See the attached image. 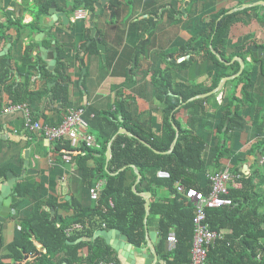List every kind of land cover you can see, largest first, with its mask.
Returning a JSON list of instances; mask_svg holds the SVG:
<instances>
[{
    "label": "crops",
    "instance_id": "crops-1",
    "mask_svg": "<svg viewBox=\"0 0 264 264\" xmlns=\"http://www.w3.org/2000/svg\"><path fill=\"white\" fill-rule=\"evenodd\" d=\"M189 1L0 0V136L9 133L18 136L17 140L0 137V167L10 163L12 169L8 171H12L18 177L25 173V176L18 179L14 186V191L18 193L16 204H19L12 205L13 212L1 224L0 254L9 253L8 242L11 234L13 232L17 234L22 228L20 220L35 210L37 202H43L44 207L50 212L52 208L54 209L55 218L57 221L60 220L57 223L59 225L62 217L73 214L74 209L68 210L65 209V206H59L57 209L54 206L48 207L46 204L48 201L62 203L67 200L72 205L76 200L87 211L99 200L92 198L91 188L99 185L102 191L107 183V179L102 177L91 187L86 186L77 163L78 157L69 155L70 159H66L67 154L60 158L56 156L53 152L54 142L47 139L42 132L27 127L23 112L8 111V106L26 104L31 109L34 120L40 121L43 125L57 126L71 109L81 108L82 104H87L95 111L109 113L116 111L118 101L127 99L125 111L133 116V120L155 133H160L164 122L163 105L157 99L158 90L154 79H152V70L161 66L162 54L175 53L176 56L172 60L176 63L194 56V62L189 69L175 68L176 73L182 80H195V82L198 81V83L208 86L211 84V78L206 76L208 71L206 60H203L201 55H194L193 52L181 56V48L195 36L208 32V22L214 19L220 10L231 7L227 11L230 13L229 11L232 9L242 10L239 8L245 4L259 6V10L242 14L245 20L244 31L237 41L242 44L244 40L253 38L257 32L259 33L258 41L264 39V26L257 14V11L260 10L261 14H264V0H194L190 7L191 17L188 18V12L183 11L185 19L181 22H175L168 15L162 18L163 10L158 16H155L154 18H158L154 27L155 33L151 37L148 34L150 40L146 49L139 51V45L144 40L147 32L145 29L148 25V23L139 20L150 18L163 4L173 3L183 9L188 5H185V2L189 3ZM239 3L242 5L238 6ZM93 7H95L94 12H91ZM81 10L85 17L74 20L75 14ZM92 15H95L93 21L96 31L100 33V40L106 46L107 60L103 59L98 45V51L90 52L88 50V46L95 41L92 37ZM66 17L69 20H66ZM200 44L201 41L198 39L193 45L199 47ZM85 47L87 49L83 54ZM63 52L67 66L65 75L68 78L65 90L68 93V103L66 104L63 96H60L64 88L55 87L57 82L54 77L57 74V65L54 70L49 69V61L57 59L58 64L59 55ZM26 56L36 67L31 66V63H25ZM236 57L238 56L233 59ZM81 59H84V66ZM248 59L251 60L250 57ZM84 68L86 69L85 76H83ZM231 86L232 84L227 85L225 82L221 90L214 92L219 104L226 100V94ZM17 88L19 94L16 96ZM54 88L56 89L54 90ZM37 91L46 94L41 99L32 100L31 92ZM261 91L258 86L254 89V106H248L247 103L243 106L242 114L245 117L246 129L242 132L239 129H234L229 134L230 145L233 143L232 150L236 157L233 162H226L224 164L226 167L223 166L222 170L226 168L232 170V163L238 160L236 164L241 166L240 168L246 175H250L258 167L264 173V156H261L260 162L257 163L256 151L253 150L259 145L258 142L264 141V98ZM19 97L24 100L16 103L12 101ZM117 116L121 121L123 120L122 114L117 113ZM221 116V108H218L215 103L210 104L208 116H205L202 119V124L199 123L196 128L197 131L203 133L202 136L206 141L204 159L209 163L200 180L204 185L209 179L211 188L210 176L222 171L211 164V158L217 150V137L219 138L213 130ZM180 122L184 128H189L187 111L184 117H180ZM124 128L131 132L127 127ZM91 131L97 135L96 129L91 128ZM125 134L128 133L125 132ZM128 135L134 136L132 132ZM177 135L179 136V133ZM111 144L112 141L106 149L107 163L109 161L108 150L110 147L112 148ZM27 152L28 154H26ZM26 160H28V166H25ZM96 162L94 157L89 159L91 165H95ZM28 169L31 173L26 175ZM159 170L165 169L147 167L141 171L134 165L128 171V184L132 185L133 190L144 198L143 193L151 194L149 198L150 211L148 212L146 209L145 241L141 245H137L131 241L126 231L109 228L106 223L103 228L114 230L113 237L97 236L102 237L103 241L111 247L118 264H122L119 252L110 242H121L123 234L128 236V241L134 245L135 249L142 247L146 255H152L155 250L167 264L163 252L159 249V241L162 237L159 224L161 215L152 213L151 204L153 202H170L174 193L168 185L154 182L156 176L160 179H167L158 176ZM7 172L1 174L0 178L6 176ZM178 183L182 182L176 183V189ZM18 184H21L22 189L29 187V194L21 195L17 190ZM229 186L230 189L234 187L232 184ZM259 188L264 192V182L259 185ZM188 202L191 203V201ZM109 203L111 207H114L111 205L114 203L113 200H110ZM11 225L14 227L13 231L10 230ZM74 228L80 229L82 225L77 224ZM149 228L154 231V240H150ZM72 231L74 230L69 229L68 233ZM172 232L175 233L174 229H171L170 233ZM94 239L83 241H94ZM262 241L264 243V238ZM36 242L39 248L46 251L42 243ZM115 246L119 248L118 244ZM171 248H173L172 245L166 241L165 249L170 250ZM36 254L25 256L24 261L33 260L37 256Z\"/></svg>",
    "mask_w": 264,
    "mask_h": 264
},
{
    "label": "trees",
    "instance_id": "trees-1",
    "mask_svg": "<svg viewBox=\"0 0 264 264\" xmlns=\"http://www.w3.org/2000/svg\"><path fill=\"white\" fill-rule=\"evenodd\" d=\"M194 0H190L187 9L188 18L191 17L190 7ZM94 6V4L92 3ZM242 5L239 3L238 6ZM91 8V12H94ZM220 10L218 15L208 22V32L199 34L187 41L181 48L182 55L190 53L201 55L206 60L208 71L206 76L211 78V84L205 85L195 80H182L175 68H190L194 62V56L182 62H174L175 53L162 54L160 67L152 70V79L157 88V99L163 105L164 122L160 133L146 128L143 124L134 121L133 116L125 111L127 99L117 102L114 112H98L87 104L80 107L84 109V117L88 120L90 128L96 129V136L100 147H89L85 143L79 147H73L69 140H57L54 142L53 152L59 158L63 155L77 156V163L81 172L83 182L86 186L94 185L100 178H106L107 183L101 191L97 203L87 211L82 208L78 201L74 200L70 205L69 201L56 203L48 201V207L65 206V209H74L73 214L62 217L58 225L57 219L52 220V213L40 202L27 217L20 220L22 228L14 234L8 242V254H0V264H100L102 260H114L111 247L106 244L102 237L94 241H75L84 236H93L97 230L103 229L104 223L109 228H119L128 233L131 241L141 245L145 241V198L133 190L128 184V171L136 165L141 171L147 167H158L168 170L171 177L160 179L157 176L154 182L168 185L173 193L172 201L153 202L151 211L160 214V227L162 237L159 241V249L167 264H187L191 258V248L194 235L195 207L188 202L175 188L176 183L182 182L187 187L202 189L208 193L211 190L210 181L204 185L201 183V176L206 172L208 162L204 159L206 141L201 132L197 131V125L202 124V119L208 116L210 104L215 103L222 110V116L214 132L217 137V150L211 158V164L218 170L226 162H233L236 154H233L230 145L229 134L234 129L241 132L246 129L245 117L242 109L245 103L254 106V89L260 87L264 98V56H254L247 51L250 44L258 48H264V39L258 41L259 33L253 38L238 43L240 34L244 31V17L250 11L259 10V6L247 7L233 13H227L230 9ZM163 10V11H162ZM162 11V18L168 15L175 22L184 20L182 8L173 3L163 4L148 19H141L148 23L149 29L155 16ZM258 16L264 26V14L261 10ZM180 15V16H179ZM259 31V29H258ZM155 28L150 32L151 37ZM200 39L201 44L195 47L193 44ZM147 43L142 51L146 49ZM237 41V42H236ZM88 50L98 51L97 43L94 41L88 46ZM235 56H240L245 62L243 72L234 79L228 80L232 84L226 94V100L219 104L215 93L192 99L193 97L215 90L223 77L232 76L240 71L239 61L232 62ZM251 58L249 60L248 58ZM25 63L30 64L31 60L26 56ZM36 67L35 64H30ZM67 66L65 53L59 55L56 67L55 81L57 88L62 89L60 96H63L65 104L68 103L66 86L68 78L65 75ZM51 73V72H49ZM183 73V72H182ZM160 76L157 77V75ZM31 80V79H30ZM48 89V85H47ZM56 88H54L55 90ZM259 90V89H258ZM32 100L43 98L45 92H31ZM19 94L18 88L15 90ZM24 99L14 98V103ZM189 114V128H184L180 117L185 113ZM117 113L122 114L121 121ZM264 113V110H263ZM187 115V114H186ZM231 116L228 128H223L227 119ZM127 127L134 136L125 133H118L120 127ZM202 130V129H201ZM204 132V131H203ZM174 147V141L177 138ZM112 141V157L106 161V149ZM253 148L256 151V162L259 163L261 156H264V141ZM97 160L95 165L89 164L90 158ZM238 160L232 163L231 168L235 173H242L241 188L231 187L229 197L233 203L218 209L208 210V222L212 230L223 234L208 249V260L206 264H264V192L259 185L264 182V173L258 167L250 175H246L238 164ZM12 169L7 163L0 167V175ZM17 190L21 195H28L29 187L22 189L18 184ZM110 200L114 201V207L110 206ZM19 204V203H18ZM16 204V206L18 205ZM80 224L82 228L75 229ZM69 229H73L68 233ZM174 229L177 242L170 250L165 249V242ZM10 230L14 227L11 225ZM225 231V232H224ZM42 243L46 251L39 248L37 242ZM84 252V253H83ZM37 253L33 260H25V256ZM34 262V263H33Z\"/></svg>",
    "mask_w": 264,
    "mask_h": 264
},
{
    "label": "built area",
    "instance_id": "built-area-1",
    "mask_svg": "<svg viewBox=\"0 0 264 264\" xmlns=\"http://www.w3.org/2000/svg\"><path fill=\"white\" fill-rule=\"evenodd\" d=\"M85 17L83 10L75 14L74 20ZM8 111H21L24 114L27 127L32 130L40 131L51 142L57 140H69L73 147L86 144L89 147H100L97 136L91 131L88 120L84 117L83 108L71 109L60 124L57 126L43 125L40 121L34 120L32 111L26 104H15L7 107ZM70 159L69 155L65 157ZM159 177L170 178L171 173L166 170L157 172ZM241 173H235L230 168H226L210 176L212 188L206 193L195 187H187L183 183L177 184V191L185 199L191 201L195 207L194 218V238L191 248V258L187 264H206L208 260V249L217 239L222 238L223 234L211 229L208 222V210L218 209L231 205L233 200L229 197L230 184L235 188H241ZM101 188L95 185L91 188L93 199H99ZM114 206V203L111 204ZM177 236L174 232L168 236V241L175 246ZM100 264H118L114 260H102Z\"/></svg>",
    "mask_w": 264,
    "mask_h": 264
},
{
    "label": "water",
    "instance_id": "water-1",
    "mask_svg": "<svg viewBox=\"0 0 264 264\" xmlns=\"http://www.w3.org/2000/svg\"><path fill=\"white\" fill-rule=\"evenodd\" d=\"M187 4L188 3L185 2V5H187ZM253 5L254 4H245L244 6H242L239 9H244V8H247V7H250V6H253ZM185 9H186V7H184L182 10L185 11ZM236 10H238V9H232L229 12L233 13ZM94 17H95V15L91 16V24L93 26L92 37H94L95 41L98 43L97 45H98V48L101 50V52L103 54V59L107 60V57H106V46L100 40V33L96 31V28L94 26L95 23L93 21ZM157 19H158L157 17L154 18V20H153V22L151 24V27L147 30V32L145 34V37H144V40L142 41L141 45L139 46V51H141L143 46L147 43L148 34H150V32L154 29ZM66 20H69V18L66 17ZM86 49H87V47L84 48L83 54H85ZM247 51L248 52H252L254 54V56H258V57H263L264 56V48H258V47L254 46V45L248 46ZM235 60H238L240 62V64H241L240 71L237 74L232 75V76L223 77L221 82H220V84H219V86L213 92L200 94V95H197L196 97H194L192 99L209 96L212 93L221 90L225 82H227L228 80L234 79L237 76H239L243 72V70L245 68V62H244L243 58L239 57V56L236 57L233 60V62ZM81 62H82V65L84 66V59H81ZM56 65H57V59H53V60L49 61V69L50 70H54ZM85 72H86V69L84 68L83 69V76H85ZM229 122H230V117L226 121V125L224 126V130H226ZM125 132L128 133V134H131V132H129L124 127L120 128L118 133H125ZM0 137L3 138V139H7V138H12L14 140L18 139L17 138L18 136H15L12 133L4 134V135H1ZM178 137L179 136L177 135V138H176V140H175V142L173 144V147H174ZM26 154H28V152ZM107 156H108V159L110 160V158L112 157V148L111 147L108 150V155ZM25 166H28V160L25 161ZM28 173H31L29 169L27 170L26 175ZM24 176H25V173L22 174L21 177H18L12 171H8L6 176H3L2 178H0V228H1V224L3 222H5L6 219L13 212L12 205L16 204L18 202V193L14 191V186H15L17 180L23 178ZM143 195L146 198V209L149 212L150 211V208H149L150 207V200H149V198H150L151 194L149 192H145V193H143ZM51 213H52V220H55L56 218H55V214H54V209L53 208L51 209ZM59 221L60 220H58V222ZM113 231L114 230L110 231V230H107V229L103 228L101 230H98L93 237L84 236V237L79 238L76 242H80V241H83V240H93L98 235H102V236H105V237H108V238L109 237H113V234H114ZM153 232L154 231H152V228H149L150 240H154ZM121 240L122 241L119 242V243H116V242H114V243L110 242V243L118 250L119 259L121 260L122 264H166L165 260H163L155 250H154L152 255H146V253H144V250H143L142 247H138V249H135L134 245L128 241V236L127 235L123 234L121 236ZM0 243H1V237H0ZM115 244H118L119 248L117 246H115Z\"/></svg>",
    "mask_w": 264,
    "mask_h": 264
},
{
    "label": "rangeland",
    "instance_id": "rangeland-1",
    "mask_svg": "<svg viewBox=\"0 0 264 264\" xmlns=\"http://www.w3.org/2000/svg\"><path fill=\"white\" fill-rule=\"evenodd\" d=\"M139 46H140V45H139ZM233 60H234V59H233ZM233 60H232V61H233Z\"/></svg>",
    "mask_w": 264,
    "mask_h": 264
}]
</instances>
